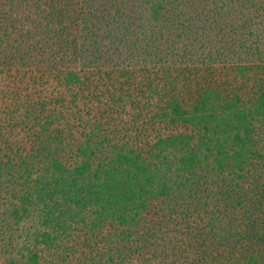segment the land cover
Instances as JSON below:
<instances>
[{
	"label": "trees",
	"instance_id": "16d2710c",
	"mask_svg": "<svg viewBox=\"0 0 264 264\" xmlns=\"http://www.w3.org/2000/svg\"><path fill=\"white\" fill-rule=\"evenodd\" d=\"M0 264H264V0H0Z\"/></svg>",
	"mask_w": 264,
	"mask_h": 264
},
{
	"label": "rangeland",
	"instance_id": "374dc122",
	"mask_svg": "<svg viewBox=\"0 0 264 264\" xmlns=\"http://www.w3.org/2000/svg\"><path fill=\"white\" fill-rule=\"evenodd\" d=\"M40 39H38L37 43L39 42ZM159 129L160 132L164 135H169L172 133H178V132H184V131H189V127L187 126H182L178 124H172V123H161L159 124Z\"/></svg>",
	"mask_w": 264,
	"mask_h": 264
}]
</instances>
